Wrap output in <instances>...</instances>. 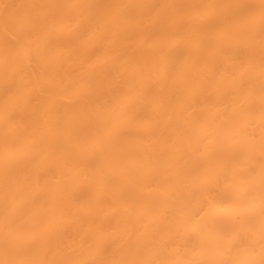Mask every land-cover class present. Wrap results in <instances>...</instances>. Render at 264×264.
<instances>
[{
  "label": "bare ground",
  "instance_id": "6f19581e",
  "mask_svg": "<svg viewBox=\"0 0 264 264\" xmlns=\"http://www.w3.org/2000/svg\"><path fill=\"white\" fill-rule=\"evenodd\" d=\"M0 264H264V0H0Z\"/></svg>",
  "mask_w": 264,
  "mask_h": 264
}]
</instances>
